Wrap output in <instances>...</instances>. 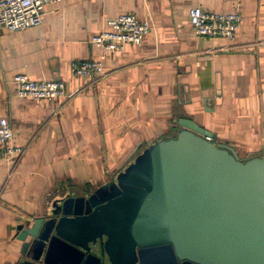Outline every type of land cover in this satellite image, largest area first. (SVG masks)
Returning <instances> with one entry per match:
<instances>
[{
    "label": "crops",
    "instance_id": "crops-1",
    "mask_svg": "<svg viewBox=\"0 0 264 264\" xmlns=\"http://www.w3.org/2000/svg\"><path fill=\"white\" fill-rule=\"evenodd\" d=\"M241 9L235 42L198 36L189 13ZM133 14L152 30L78 79L72 62L100 57L93 37ZM63 81L68 97L19 99L16 75ZM24 153L0 164V264H21L17 227L111 182L146 147L196 122L241 158L264 155V0H64L40 26L0 29V119Z\"/></svg>",
    "mask_w": 264,
    "mask_h": 264
},
{
    "label": "water",
    "instance_id": "water-1",
    "mask_svg": "<svg viewBox=\"0 0 264 264\" xmlns=\"http://www.w3.org/2000/svg\"><path fill=\"white\" fill-rule=\"evenodd\" d=\"M179 125L115 182L19 225L21 264H264V155L241 158L196 122ZM106 226L127 243L118 261Z\"/></svg>",
    "mask_w": 264,
    "mask_h": 264
},
{
    "label": "built area",
    "instance_id": "built-area-1",
    "mask_svg": "<svg viewBox=\"0 0 264 264\" xmlns=\"http://www.w3.org/2000/svg\"><path fill=\"white\" fill-rule=\"evenodd\" d=\"M64 0H0V29L21 32L40 26L48 8ZM189 19L198 36L218 37L235 42L244 21L241 9L227 13H207L200 7L191 9ZM152 30L149 19L136 15H122L106 21V28L93 37L92 43L100 50L95 61L72 62L71 72L78 79H94L104 74V62L113 54L125 51L128 45H141ZM14 94L19 99L51 102L68 97L63 81H36L26 74L16 75L12 81ZM24 153L14 143V131L7 118L0 119V164L11 163Z\"/></svg>",
    "mask_w": 264,
    "mask_h": 264
},
{
    "label": "rangeland",
    "instance_id": "rangeland-1",
    "mask_svg": "<svg viewBox=\"0 0 264 264\" xmlns=\"http://www.w3.org/2000/svg\"><path fill=\"white\" fill-rule=\"evenodd\" d=\"M138 154V153H137ZM128 167V166H127ZM124 170V169H123ZM122 170V171H123ZM121 171V172H122ZM120 172V173H121ZM118 176V175H117ZM117 176L116 177H114V179L111 181V182H115L116 181V178H117ZM104 186V185H103ZM98 190V188L97 189H95L92 193H94L95 191H97ZM110 225V224H109ZM108 225V226H109ZM108 226H106V228H104V235L102 236V238H103V241H104V243H106V245H107V251H108V257H111V258H113V259H115V261L117 260H119V258L121 257V258H123V254H122V250L127 246L126 244L127 243H123L122 241H121V237H117L116 235L114 236V235H112V232H113V229H112V227L110 226L109 228H108ZM101 233V232H100ZM131 239V238H130ZM110 241V242H109ZM108 242H109V245H108ZM111 244V245H110Z\"/></svg>",
    "mask_w": 264,
    "mask_h": 264
}]
</instances>
